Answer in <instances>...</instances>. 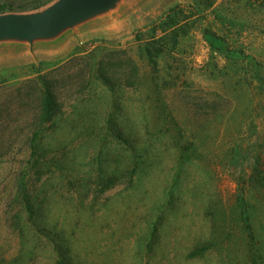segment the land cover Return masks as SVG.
Masks as SVG:
<instances>
[{
    "label": "rangeland",
    "instance_id": "obj_1",
    "mask_svg": "<svg viewBox=\"0 0 264 264\" xmlns=\"http://www.w3.org/2000/svg\"><path fill=\"white\" fill-rule=\"evenodd\" d=\"M206 3L115 0L50 36L0 38V264H59L60 250L70 264H264V0ZM173 20L154 66L143 49ZM39 73L57 108L32 154Z\"/></svg>",
    "mask_w": 264,
    "mask_h": 264
},
{
    "label": "trees",
    "instance_id": "obj_2",
    "mask_svg": "<svg viewBox=\"0 0 264 264\" xmlns=\"http://www.w3.org/2000/svg\"><path fill=\"white\" fill-rule=\"evenodd\" d=\"M212 0H207L206 6L211 5L210 3ZM178 20H173L171 23H165V22H160L158 24H154L153 26V39L151 42H147L143 49V53L148 59V61L152 65H156L158 56L163 52L164 46L167 43V37L170 35V31L175 28V25L177 24ZM160 30L164 34L160 37H157V31ZM203 36L204 39L207 41L209 44L210 48L224 52L228 51V44L226 40H224L221 36L216 34V32L209 30V29H204L203 31ZM6 79V78H5ZM28 86L32 89H34L37 93V112L34 117V120L29 124L28 132L30 133V136H28L26 144L31 147L32 151L31 153H34V145L31 142L35 139V137L38 136V134L45 128H47L48 123L52 119V116L56 112V100H55V94L53 90L51 89L49 80L45 78V75L39 73L36 76H33L31 79L28 81ZM2 124V123H0ZM116 138L118 139V143L124 144L125 142H129L127 135L123 134L121 129H118L117 132L115 133ZM142 152H139L137 148L131 147V152L129 154V157L131 158L132 161H134L135 165H133L130 169L126 170V174H128V179L132 180L133 175L138 171V162L143 158ZM125 154H123L124 156ZM114 176L109 175L108 179L106 180V185H109L108 182L112 180ZM116 179H119V177H116ZM27 200V199H26ZM28 204H30L29 201H27ZM29 211H32L30 205L28 206ZM246 221V228L250 232V223L248 221V217H245ZM40 231H43V228H40ZM54 247L58 248L57 244L55 242L52 243ZM58 258V256H57ZM59 264H70V259L68 258L65 259V256L63 255L62 251L60 250V256L57 261Z\"/></svg>",
    "mask_w": 264,
    "mask_h": 264
},
{
    "label": "water",
    "instance_id": "obj_3",
    "mask_svg": "<svg viewBox=\"0 0 264 264\" xmlns=\"http://www.w3.org/2000/svg\"><path fill=\"white\" fill-rule=\"evenodd\" d=\"M115 0H55L32 13H0V38L32 41L53 35L66 26L113 5Z\"/></svg>",
    "mask_w": 264,
    "mask_h": 264
}]
</instances>
